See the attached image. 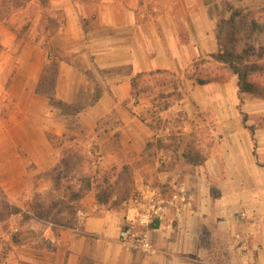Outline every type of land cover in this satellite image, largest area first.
Wrapping results in <instances>:
<instances>
[{
    "label": "crops",
    "instance_id": "crops-1",
    "mask_svg": "<svg viewBox=\"0 0 264 264\" xmlns=\"http://www.w3.org/2000/svg\"><path fill=\"white\" fill-rule=\"evenodd\" d=\"M30 9L37 11L29 15ZM219 9V0H49L47 6L29 0L26 15L18 17L28 16L31 22L27 38L0 20V47L6 49L0 54V203L31 202L36 194L53 190L47 173L60 163L53 139L74 132L36 93L51 62L46 47L58 40L65 43L66 58L59 61L58 98L75 104L71 97L79 90L91 89L90 98L101 91L95 104L83 103L90 108L76 118L83 134L99 139L95 154L101 155L99 168L113 173L111 184L122 186L128 170L132 192L144 184L159 187L167 170L181 177L195 201L194 214L174 226L150 228L155 253L144 254L120 242L128 214L99 205L93 189L79 203L88 219L71 226L34 221L41 227L43 247L24 228L26 237L11 245L0 264H264V126L256 125L257 157L246 128L257 119L264 122V108L238 110L234 100L232 114H212L204 122L186 115L190 123L183 120L175 129L168 123L177 117L163 116L176 103L155 116V109L133 96L137 77L180 74L218 51ZM9 52L19 55L16 73ZM86 72L98 75L93 86L85 78H72ZM63 73L67 94L61 88ZM152 116L158 130L149 126ZM193 120L195 129L189 127ZM203 126L209 127L201 130ZM206 137L212 146L204 145ZM21 210L30 211L29 205Z\"/></svg>",
    "mask_w": 264,
    "mask_h": 264
},
{
    "label": "rangeland",
    "instance_id": "rangeland-1",
    "mask_svg": "<svg viewBox=\"0 0 264 264\" xmlns=\"http://www.w3.org/2000/svg\"><path fill=\"white\" fill-rule=\"evenodd\" d=\"M28 1L29 0H0V20L6 26L8 25L13 30V32L16 34L19 33V38H27V35L31 36V32L33 30L31 29V22L28 21V16H25L21 21L18 19L19 15H21V17L26 15L23 12V8L28 5ZM219 1L220 9L217 14L219 23L218 51L229 50L233 51L235 54H242L247 50L248 53L245 55L244 62L253 63L260 61V63L264 64V0ZM227 3L229 4L230 8H228ZM36 11L37 10L30 9L29 15L35 14ZM234 12L237 13V16L236 22L234 23L235 27H232L230 24H228V21H230ZM16 20H18V22H16ZM55 34H57V31ZM57 37H59V35ZM52 45L53 49L58 55L57 61H59V59L65 60V43L61 40H58V43L54 42ZM3 51H6V49L0 47V54ZM9 53L11 54L10 61L13 62L14 73H16L18 71L17 66L19 64V55L17 52L15 54H12V52ZM48 55L49 53L47 52L46 60L49 58ZM210 55H206L197 59L188 69H186V71L180 74L176 72L156 73L154 75H145L141 77L136 82L137 98L140 101L149 104L151 109H155L154 113L157 111L158 107L161 108L168 103H176L173 106L175 110L172 113H164L163 116L165 118V115H169L168 119H174L177 117L173 122L170 120L171 122L168 123L169 126L174 127L175 129L181 126L180 124L183 123V120H186L190 123V120H188L186 115H188V117L192 115L197 122H204L209 120V116L212 114H232L234 100L238 102V110H240V108L243 106L245 111L249 110L248 112H254L257 109H260V107L263 109L264 76L251 78L252 83L257 86L256 95L240 94L237 76L233 75L226 66L211 60ZM67 60L75 59L68 57ZM78 64H81V62H78ZM96 77H98V75L96 76L95 74H89L87 72L72 75L73 80L81 82V79L85 78L86 81H88L92 86L97 82ZM67 78L68 76L63 73L61 88L65 94L68 93L69 89ZM199 78L210 82L205 85H199L197 82ZM83 87H88L87 83L86 85L83 84ZM90 90L91 89H88L87 91L84 89L79 90L76 95L74 94V96L71 97L74 99V103L84 107V110L89 109L90 106L83 103L91 102L93 100V98H90L91 94L89 96ZM181 96L183 97V102L177 103L176 101L178 100V97ZM197 100L202 104L201 106L198 105ZM49 107L53 109V111L59 117H61V114L58 110L52 108L50 105ZM61 119L64 122L66 120L65 125L74 132L70 131L68 136H66L64 139H53V146L58 150L59 153V161H61L63 152L66 149L76 146L75 149L77 151V155L74 159V165L77 167V169L75 168V172L73 174L74 176L81 177L83 175L81 172H85L93 176L95 183L97 181H103L104 177H110V175L112 176L113 173H106L110 170L105 172L103 168H99L101 155H99V153L95 154V152L100 148V144H98V142H100L99 139H91L87 137L85 133L83 134L81 132V127L77 125V118L65 119L64 117H61ZM195 120H193L189 125L191 129H195L197 126ZM255 122L256 123L253 126H250L254 127L255 131L258 129L256 127L257 124L260 127L264 126V122H261L260 119H257ZM158 124L159 122L157 125ZM208 127L209 126H203L201 130L208 129ZM155 130H158V128L156 127ZM73 134H76L77 136L75 137ZM71 137H75L76 140H71ZM206 140H208V138ZM194 141L191 140L189 142V146H195L196 143L194 144ZM207 144L208 146H212L213 141L210 142L208 140L204 145ZM89 152L92 154H89ZM81 169L83 170L81 171ZM160 170L161 169L158 168L156 171L157 180ZM129 190L132 192V187H129ZM33 200L26 203L23 202V200V203L20 204H17L16 201L11 200V202L7 203L9 209H7L5 213L6 221L10 217L15 218V209L19 210L21 207L27 208L29 205V210H31ZM50 201L51 200L49 199L48 204ZM243 209L248 210V207H244ZM240 214L241 212L239 215ZM13 224H15V222L11 221V223L4 227V230H1V234L3 235L4 233H8L11 230L10 226Z\"/></svg>",
    "mask_w": 264,
    "mask_h": 264
},
{
    "label": "trees",
    "instance_id": "trees-1",
    "mask_svg": "<svg viewBox=\"0 0 264 264\" xmlns=\"http://www.w3.org/2000/svg\"><path fill=\"white\" fill-rule=\"evenodd\" d=\"M43 6H47L49 0H40ZM228 8H230L227 3ZM237 13L234 12L228 24L232 27H235ZM47 52L49 53V58L51 59L50 64L46 65L43 74L41 76L39 85L37 87L36 93L39 96H42L48 100L49 105L58 110L62 117L65 119L76 118L83 111L84 107L77 104H69L61 100L57 96V82L59 77V67L60 63L57 61L56 51L47 45ZM248 53L246 50L242 54H235L233 51H218L210 55V59L214 62L226 66L233 75L238 78V87L240 94H257V86L252 83L251 78H258L264 76V64L260 61L253 63L244 62L245 55ZM260 60V59H259ZM160 73H171V72H160ZM154 75V74H152ZM145 75H141L134 80V92L133 96H136V82L138 79ZM199 85H205L210 81H204L203 79H198ZM101 97V91L97 90L92 103L95 104ZM168 99V98H167ZM166 100V99H165ZM183 100V97H178V101ZM171 104H165L163 107H158L156 114H159L160 111H165L170 108ZM160 108V109H159ZM150 114V113H149ZM153 114V115H154ZM244 122L247 120V116L244 114ZM159 125V124H158ZM155 120V117L152 116V122L149 123V126L152 129H156L158 126ZM253 138L255 145V157L256 155V141L254 139L255 129L254 127H246ZM66 135L62 138H55L56 140L64 139ZM71 140H76L75 137H71ZM75 147H70L63 152V157L59 165L49 171L47 176L53 180L54 187L53 190L46 194H36L31 206L30 211H22L21 209H15L14 222L11 230L8 232V239L3 238L1 230L4 228L1 227L6 221L5 213L9 206L7 203H0V261L2 258L11 250V245H18L21 243L23 237L27 235L24 231V228H27L31 231L30 237L31 240L36 242L37 246L43 247L42 231L39 224H35L34 221H52L60 226H71L77 224V211L79 210V203L84 199L89 193L96 190V200L99 205L106 206L109 208H119L121 203L126 200L130 195L129 187L131 188V179L128 170L124 171V174H127L124 184L122 186H114L111 184L110 177H104L103 181H97L95 183L93 176L88 173H83L81 177L74 176L75 168L74 159L77 155ZM83 169H81L82 171ZM118 196L117 200L113 203V198L115 194ZM51 200L48 204V200ZM62 214L61 217L59 215ZM19 216V218H17ZM17 223V225H16ZM16 227L17 232H13L12 229ZM7 229V228H5Z\"/></svg>",
    "mask_w": 264,
    "mask_h": 264
},
{
    "label": "built area",
    "instance_id": "built-area-1",
    "mask_svg": "<svg viewBox=\"0 0 264 264\" xmlns=\"http://www.w3.org/2000/svg\"><path fill=\"white\" fill-rule=\"evenodd\" d=\"M161 176L159 187L148 184L137 186L120 205L129 217L128 223L120 231V242L130 251L155 253L150 240V228L154 225L160 228L165 223L174 226L184 215L195 212L194 198L181 177L169 175L167 170L162 171ZM88 217L86 210L77 213L79 223ZM12 231L18 230L14 227ZM8 237V233L3 234V238Z\"/></svg>",
    "mask_w": 264,
    "mask_h": 264
}]
</instances>
